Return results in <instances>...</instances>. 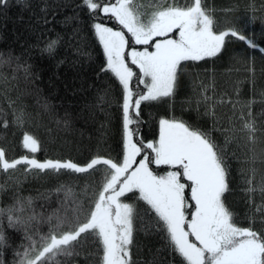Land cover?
I'll list each match as a JSON object with an SVG mask.
<instances>
[{
  "label": "snow or ice",
  "instance_id": "obj_1",
  "mask_svg": "<svg viewBox=\"0 0 264 264\" xmlns=\"http://www.w3.org/2000/svg\"><path fill=\"white\" fill-rule=\"evenodd\" d=\"M10 2L0 0V8H7ZM82 6L93 20L106 18L118 25L114 28L94 22L92 29L105 56L102 71L110 72L122 91V158L97 156L86 165L71 160L40 161L34 155L9 160L0 147V172L9 178L16 172L25 176L62 172L92 176L100 166L103 169L102 179L86 185L82 197L71 186L61 185L57 193H64V198L50 216L37 214L31 198L17 197L8 208H0V253L7 245L6 219L7 229L23 231L28 242L22 245L23 252L15 253L18 264H71L89 243L96 248L97 264H134L132 246L135 224L140 219L137 204L143 202L145 231L160 234L167 247L182 258V264H264V232L237 226L225 205L230 174L228 148L234 143L241 147L237 135L241 132L247 137L243 147L250 154L241 174L246 177V191L257 190L256 153L264 132L257 126L251 102L246 114L241 111L239 129L234 117L229 118L227 128L220 129L224 145L210 133L175 118L159 120L155 140L145 141L139 131L143 123L141 105L172 99L187 62L218 57L228 37L249 48L259 46L241 29L217 30L218 23L205 0H82ZM58 44L59 38L50 39L44 50L52 54ZM259 51L264 53V47ZM13 60L0 54V68L11 66ZM21 69L27 78L29 67L19 63L11 78L0 72V100L7 101L17 126L30 119L19 97L13 100L8 95L15 88V73ZM210 90L213 95H208ZM196 97L197 110L202 105L204 115L215 121L217 105L226 101L216 100L214 87L203 83L197 87ZM98 102L102 106L105 97H98ZM227 103L235 110V103ZM8 124L7 119L2 120L3 127ZM22 146L32 154L41 150L39 140L27 132ZM160 168L163 173L157 171ZM258 188L264 195V175ZM130 199L136 203L126 202ZM40 222L51 225L47 233L37 230L36 223Z\"/></svg>",
  "mask_w": 264,
  "mask_h": 264
},
{
  "label": "trees",
  "instance_id": "obj_2",
  "mask_svg": "<svg viewBox=\"0 0 264 264\" xmlns=\"http://www.w3.org/2000/svg\"><path fill=\"white\" fill-rule=\"evenodd\" d=\"M179 2L184 3L185 0ZM205 6L212 11L218 23L217 30L241 29L259 47H264V0H205ZM94 22L118 27L106 18L93 20L82 6V0H25L23 4L11 0L7 8H0V54L5 59L14 57L12 65H4L0 72L11 78L17 63L29 67L27 78L22 69L15 73V88L8 95L13 100L19 97V104L30 119L23 126H17L12 122L7 101L0 100V112H3L0 116V147L5 150L7 159L34 155L40 161L71 160L86 165L97 156L113 160L122 158V91L112 74L102 71L105 56L93 34ZM57 38L59 44L55 51L47 53L44 50L46 43ZM259 47L249 48L244 42L228 37L218 57L187 62L172 99L141 105L143 123L139 131L144 140L158 138L161 118H175L210 133L217 143L224 145L225 136L220 129L227 126L221 119L214 121L213 117L204 115L202 105L197 110L196 90L201 83L214 87L215 99L238 98L246 105L251 102L257 126L264 132V53L259 51ZM208 95H213V91L210 90ZM101 96L105 97L102 106L98 102ZM45 104L47 109L43 107ZM222 106H228L227 102L218 104L216 113L223 114L220 112L224 110ZM241 111L246 114L248 107L236 114L240 115ZM3 119L9 121L7 128L2 126ZM25 132L39 140L40 151L32 154L23 148ZM237 135L241 147L234 143L228 148L230 174L225 205L237 226L264 232V195L259 188L252 193L246 191V177L241 173L250 154L243 147L247 137L242 138L241 133ZM260 148H264V136H261L256 153L257 187L261 175H264V163L260 162L264 161V152ZM233 152L236 153L235 158L232 157ZM100 168L92 176L63 172L59 175L25 176L16 172L9 178L0 172V208H8L17 197L31 198L37 214L50 216L64 198V193H57L61 185L71 186L82 197L86 185L97 184L102 179V166ZM157 171L163 173V168ZM126 202L136 203L131 199ZM137 207L140 219L135 224L132 246L134 264H182V258L167 247L160 234L145 231L147 217L143 214V202H139ZM6 225L7 220L4 219L7 245L0 253V262L18 264L19 258L15 253L23 252L22 245L27 246L28 242L23 231L7 229ZM50 227L47 222L36 223L42 234L47 233ZM71 264H97L95 246L91 243L86 245Z\"/></svg>",
  "mask_w": 264,
  "mask_h": 264
},
{
  "label": "rangeland",
  "instance_id": "obj_3",
  "mask_svg": "<svg viewBox=\"0 0 264 264\" xmlns=\"http://www.w3.org/2000/svg\"><path fill=\"white\" fill-rule=\"evenodd\" d=\"M219 98V97H218ZM222 99H223V97H222ZM235 98H228L227 100H226V102L227 101H229V100H231L233 103H235L236 104V107H235V110L233 109V105H232V103H227L228 104V106H222L223 107V109L224 110H220V112H222L223 114H219V113H216L217 114V118L218 119H221V121H222V123L223 124H225L227 127L229 126V124H228V120H229V118L230 117H234L235 118V120H236V127L239 129L241 126H242V124H241V121L239 120V116L240 115H238V114H236L237 113V111H240V110H242V109H246V107H247V105L245 104V102H243V100H241V99H238V98H236L235 100H236V102H234L235 100H234ZM216 100H221L220 98L219 99H216ZM233 112V114H230V113H232ZM220 115V116H219ZM241 136H242V138H246V135L245 134H242V132H241ZM60 161H65V160H60ZM258 188V187H257Z\"/></svg>",
  "mask_w": 264,
  "mask_h": 264
},
{
  "label": "bare ground",
  "instance_id": "obj_4",
  "mask_svg": "<svg viewBox=\"0 0 264 264\" xmlns=\"http://www.w3.org/2000/svg\"><path fill=\"white\" fill-rule=\"evenodd\" d=\"M20 158V157H19Z\"/></svg>",
  "mask_w": 264,
  "mask_h": 264
}]
</instances>
